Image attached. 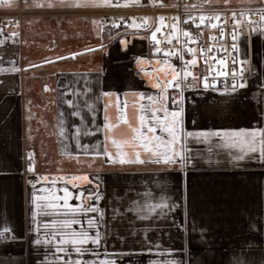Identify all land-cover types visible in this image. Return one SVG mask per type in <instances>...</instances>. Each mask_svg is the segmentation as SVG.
I'll return each mask as SVG.
<instances>
[{
	"label": "crops",
	"instance_id": "obj_1",
	"mask_svg": "<svg viewBox=\"0 0 264 264\" xmlns=\"http://www.w3.org/2000/svg\"><path fill=\"white\" fill-rule=\"evenodd\" d=\"M67 2L70 4L71 0ZM118 2L120 7L131 4L128 0ZM263 2L246 0L238 5ZM9 3L11 6L0 4V14L21 9L26 16L17 33L20 44L14 42V32L5 28L6 19L0 17V231L7 227L20 239L12 243L0 241V264H43L47 249L32 244L35 233L29 231L33 227L32 195L40 187L52 185L43 180L37 182V178L51 180L73 175H88L91 183L77 181V187H73L58 180L55 189L68 187L73 194L69 203L74 206L90 203L88 194L99 191L102 199L97 206L105 212L99 229L103 237L101 244L97 247L89 242L83 246L95 249L98 255L85 254L83 260H94L95 264L104 259L115 260L117 264H236L239 259L247 264H264V164L247 160L232 162L227 149H214L219 154L210 155L207 145L189 139L194 159L188 166H113L92 154L78 153L75 142L60 135L62 113L66 133L75 132V127L69 128L70 123L84 128L79 117L68 116L72 111L67 104L69 99L81 106L82 114L89 120L93 113L84 102L91 104L96 126L102 127L106 108L114 119L118 104L127 113L129 122L136 124L139 104L148 103L146 99H136L137 94L158 95L151 84L165 79L163 72L156 71L165 67V58L149 54L146 35L127 26L110 37L99 16L109 7L61 6L60 0H9ZM49 3L53 6L48 7ZM112 3L116 4L117 0ZM37 4L45 6L37 7ZM245 52L257 68V76L235 94L190 90L186 101L182 97L185 131L264 128V88L261 87L264 36L254 34L247 40L242 37V58ZM73 53L78 55L72 58ZM138 58L143 60L142 66H138ZM168 61L176 66L173 59ZM39 91L44 95L38 101ZM177 92L169 89L170 96H176ZM168 107L175 110L171 100ZM127 134L128 129L122 124L114 130L115 138ZM45 135H51L47 144ZM103 139L102 133H97L83 137L81 143L95 145ZM50 155L68 160L67 165L46 166L45 157ZM30 166L34 171H28ZM161 188L173 211L165 210L167 215L151 214L153 218L144 221L136 218L135 211H127L129 207L144 205V192L158 196ZM81 193L82 199H75ZM57 194L63 195L62 191ZM113 208L118 209L116 214ZM88 216L99 218L93 213ZM58 218L62 217H41ZM81 219L83 222L86 217ZM73 227L81 229V225ZM83 228L89 235H95L96 229H88L86 223ZM249 249H252L250 253Z\"/></svg>",
	"mask_w": 264,
	"mask_h": 264
},
{
	"label": "snow or ice",
	"instance_id": "obj_2",
	"mask_svg": "<svg viewBox=\"0 0 264 264\" xmlns=\"http://www.w3.org/2000/svg\"><path fill=\"white\" fill-rule=\"evenodd\" d=\"M228 2L229 0H225L226 5ZM128 3L139 5L140 0H128ZM0 4L11 6L9 0H0ZM60 5L75 8L121 6L118 0L116 4H113L112 0H71L70 4L67 0H60ZM36 6L44 7L45 5L37 4ZM47 6L52 7L53 5L49 3ZM124 6L128 5L125 4ZM160 6L165 5L160 4ZM195 7L196 5H185V10L188 11ZM252 16H258L259 19H252ZM141 20V23H137L133 19L132 24L128 26L147 30L149 18L143 17ZM158 20V26H155V30L151 31V39L156 45L155 52L161 53L163 51L165 67L156 69V71L163 72L165 79L164 81L157 79L151 84L152 88L158 90V95L137 94L136 99L140 101L146 99L148 103L139 104L136 124L129 122L127 113L118 104L115 109V118L113 119L108 114L106 108L102 127L96 126L93 106L87 101L84 102L88 111L93 113L89 120L86 115L82 114L81 106L69 99L67 104L72 111L68 113V116L79 117L84 128L70 123L69 128L75 127V132L66 133L64 114L62 113L60 135L74 141L78 153H83L85 156L92 154L96 158H102V163L106 162L113 166L117 164L120 166L154 164L159 168L188 166L193 163L194 159L188 144L189 139L197 144L207 145V153L210 155L219 154L218 151L214 152V149H227L229 150L227 155L232 162L238 163L247 160L264 164V128L225 132L200 131L194 133L185 131L182 123L184 110L180 107L182 94L185 90L212 91L219 95H228L235 94L238 89H245L248 86L246 73L251 72V61L247 58V52H245L244 58H240V38L243 36L247 40L249 36L254 34L264 36V8L255 11L249 9L247 12L241 11L239 13L231 11L230 15L224 13L223 16L219 12L210 15L201 12L199 16H192L189 12L187 19L184 20L173 16V23L169 32L165 34L164 41L157 39V34L164 27H167L165 24L166 17L160 16ZM113 24L119 27L115 20ZM181 25H187V27H181ZM204 28L210 30L209 42L201 45L200 37L203 35ZM211 30H214L216 35H212ZM15 35L16 33H12V36ZM174 41L180 45V48L175 51L164 50L160 47L161 43L172 44ZM212 41H216V43ZM121 43H125V41H121ZM189 43L198 45V48L188 46ZM100 50H103V45L100 46ZM217 50L225 55L216 56L214 53ZM89 51L93 50L89 49ZM185 51L191 57L190 59L185 60ZM76 55L78 54L73 53L72 58H75ZM173 56L180 61L179 68L168 61V58ZM198 58L202 59L204 63L205 71L202 73L193 71L198 66ZM58 59H63V57H58ZM137 63L138 66H142L143 60L138 58ZM145 75L150 77L151 73L145 72ZM229 78L230 84L228 83ZM220 83L225 85L223 90L218 88ZM261 87L264 88V84ZM169 89L178 90L177 95L170 96ZM45 90H48L47 87ZM104 95L111 96L112 94L104 93ZM169 100H171L175 110H169ZM124 108H127L126 102ZM121 124L127 127L128 134L115 138L114 130ZM97 133H102L103 141H98L95 145L81 143L83 137L96 136ZM29 160H31V155ZM28 171H34V167L30 166ZM41 180L50 183L52 187H40L33 193L32 203L34 207L31 213L33 227L29 231L35 233L31 243L47 249L43 264H95L94 260H83L81 257H84L85 254L98 255L95 249H88L83 246L91 242L99 247L103 239L99 229L104 222L105 212L97 206L102 199L99 191L88 194L87 200L90 203L82 202L74 206L69 203L73 194L68 187L65 186L56 190L55 186L58 180H63L65 184H72L73 187H77V181L91 183L88 175L58 177L51 180L48 177L37 178V182ZM32 187L36 188V185L33 184ZM57 191H62L63 195H58ZM159 193L157 196L154 192H144L142 194V198L145 199L144 205L138 208L129 207L127 211H135L136 218L141 221L151 220L153 218L151 214L159 216L160 213H164L167 215L165 210L173 211V205L169 203L163 188L159 189ZM82 197L83 193L75 196V199L81 200ZM148 199L155 202L147 203ZM133 203L135 204V201ZM117 211L118 209L113 208V214H116ZM89 213L98 214L99 218L89 217ZM41 217L62 218L48 220L41 219ZM81 217H86V219L82 222ZM83 223L87 224L88 229H96L95 235H89V232L83 228ZM74 225H81V229L76 230ZM10 232L11 235H9ZM19 239L20 237H17L13 230L7 227L0 231V241L2 242L12 243ZM241 250L243 251V249ZM251 251L252 249H249L248 253ZM49 256L52 257L51 260H49ZM99 264H117V262L104 259ZM236 264H247V261L237 259Z\"/></svg>",
	"mask_w": 264,
	"mask_h": 264
},
{
	"label": "built area",
	"instance_id": "obj_3",
	"mask_svg": "<svg viewBox=\"0 0 264 264\" xmlns=\"http://www.w3.org/2000/svg\"><path fill=\"white\" fill-rule=\"evenodd\" d=\"M160 4H163L165 6L161 7ZM185 5H196V7L194 9L190 8L188 11H186ZM260 8H264V2L257 5H216V4L208 3L207 0H140L139 5L130 4L124 7L105 9L99 13V16L102 27L104 28L111 27L118 29L131 25L133 19H135L137 23H141L142 22L141 18L148 17L149 28L147 30L144 28L139 29L140 32L146 35L145 38H146L148 52L153 57L165 58L163 56V51L161 53L155 52L156 45L155 42L152 41L151 39V31H154L155 26H158L159 24L158 18L160 16L166 17L165 24L167 25V27H164L162 31L157 34V39L164 41L165 34L169 32L170 26L173 23L172 20L173 16H177L181 20H184L187 19L189 12L192 16H199L201 12L209 15L219 12L223 16L224 13H228L230 15L231 11H235L239 13L241 11L247 12L249 9L255 11ZM24 16H26V13L23 12L21 9H18L17 11L11 13L0 14V17L6 19L5 28L10 32L16 33V35L13 37L14 42L16 44L21 43L20 34L17 33L19 27L22 25V19ZM252 19L258 20L259 17L252 16ZM114 20L119 25V27L114 26L113 24ZM181 27H187V25H181ZM209 34H210V30L208 28H204L203 35L200 37L201 45L209 42L208 41ZM211 34L216 35L214 30H211ZM242 37L240 38V41ZM181 40H183V37H181ZM212 42L216 43V41H212ZM188 46L198 48V45L192 43H189ZM160 47L164 50L175 51L180 48V45L174 41L172 44L161 43ZM214 54L218 57L225 55L223 52L219 50H217ZM184 58L185 60L191 58L186 51L184 52ZM240 58L242 59L241 55ZM169 59H173L174 63L176 64V67L178 68L180 67V61L176 59V57L174 56L169 57ZM250 67H251V72L246 73L247 82L254 79L258 74L257 68L252 62ZM193 71L196 73H202L205 71L204 63L202 59L198 58V66ZM228 83L229 84L231 83L230 78ZM224 87H225L224 83L218 84L219 89H224ZM189 92L190 90L184 91V93L182 94L183 101H186ZM182 104L183 103H181L180 107H182Z\"/></svg>",
	"mask_w": 264,
	"mask_h": 264
},
{
	"label": "rangeland",
	"instance_id": "obj_4",
	"mask_svg": "<svg viewBox=\"0 0 264 264\" xmlns=\"http://www.w3.org/2000/svg\"><path fill=\"white\" fill-rule=\"evenodd\" d=\"M244 1H246V0H229V2H228V4L227 5H238V4H242V2H244ZM207 2L208 3H210V4H216V5H226L225 4V0H207ZM109 8H113V7H109ZM117 8V7H116ZM108 28V30L109 29H111V27L109 28V27H107ZM106 28V29H107ZM110 31V30H109ZM34 78L36 77V73H34V75H32ZM35 81V80H34ZM35 85V84H34ZM40 92V91H39ZM33 94H35V92L33 93ZM41 95H42V98H41ZM43 95H44V93L43 92H40V95H39V97H38V101L39 100H43ZM36 121V120H35ZM41 121V120H40ZM35 124L36 123H34V129H33V132H34V134L36 135L38 132H37V129H35ZM40 134V133H39ZM40 137H42V134H40L39 135ZM45 137H47V139L45 140L46 142V144H47V142L50 140V137H51V135H45ZM44 142V141H43ZM38 143H42V140L41 141H39ZM45 145V144H44ZM49 150V149H48ZM49 153H51V150H50V152H48V154ZM45 164H46V166H48V167H55L56 165H58V164H61V165H67V163H68V160H63V159H58L57 157H53V155H50V156H46L45 157V162H44ZM79 163H83V161H78V164Z\"/></svg>",
	"mask_w": 264,
	"mask_h": 264
},
{
	"label": "trees",
	"instance_id": "obj_5",
	"mask_svg": "<svg viewBox=\"0 0 264 264\" xmlns=\"http://www.w3.org/2000/svg\"><path fill=\"white\" fill-rule=\"evenodd\" d=\"M109 30H110V33H109L110 37L115 36L119 32L118 28H111Z\"/></svg>",
	"mask_w": 264,
	"mask_h": 264
}]
</instances>
